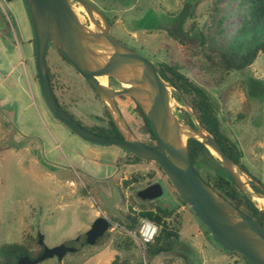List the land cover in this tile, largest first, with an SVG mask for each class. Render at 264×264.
Segmentation results:
<instances>
[{
  "label": "rangeland",
  "instance_id": "374dc122",
  "mask_svg": "<svg viewBox=\"0 0 264 264\" xmlns=\"http://www.w3.org/2000/svg\"><path fill=\"white\" fill-rule=\"evenodd\" d=\"M89 1L105 14L114 38L156 65L162 62L182 65L183 72L210 94L219 108L223 133L243 153V168L264 186V54L251 67L225 75L217 71L209 73L201 67L205 65L203 38L218 20L222 21L224 32L208 43L234 48L242 41L238 32L250 18L243 0ZM79 13L91 24L84 11ZM19 18V26L25 27ZM261 34L264 36V30ZM48 56L50 71L55 68L57 77L60 74L62 78L56 85V94L66 112L88 128L106 125L104 104L91 86L55 49ZM54 56L62 62L61 68L53 66ZM188 63L194 70L189 69ZM110 79L112 86L120 89V84ZM171 94L174 113L189 122V113L184 111L173 89ZM118 102L132 131L149 142L141 132L143 122L136 113L134 100L123 96ZM29 115L27 138L21 136V124L10 121L0 109L4 126L0 129V147L10 146L0 151V247L28 244L30 238L44 235L49 248L66 244L78 251L68 253L61 262L54 257L39 264H98L100 260L102 264L109 260L111 264H213L208 257H218L219 264H233L231 255L211 234L205 242V252L193 248L186 254L188 261L178 257L177 250L174 255L153 256L150 245L142 247L139 239L123 226L132 207L137 212L168 208L176 221L181 210L199 221L191 207L181 202L163 170L150 161L128 164L130 154L120 147L84 141L53 117L41 95L37 115L33 111ZM197 168L202 178L214 185L219 176L228 178L216 159L206 158L198 162ZM134 174L140 176V182L125 186L124 181ZM156 183L163 186V196L144 202L138 193ZM102 216L110 222L107 232L112 233L110 240L96 245L83 243L85 233ZM183 235H188V230ZM77 237L81 238L79 242L75 241ZM130 241L135 245L127 247ZM235 258L245 264L242 258Z\"/></svg>",
  "mask_w": 264,
  "mask_h": 264
},
{
  "label": "water",
  "instance_id": "95a60500",
  "mask_svg": "<svg viewBox=\"0 0 264 264\" xmlns=\"http://www.w3.org/2000/svg\"><path fill=\"white\" fill-rule=\"evenodd\" d=\"M36 42V70L44 100L52 114L77 136L92 144L117 146L144 161L156 163L166 174L178 195L186 202L218 244L228 252L241 254L249 264H264V226L258 220L264 213V186L255 180L241 164L232 160L221 144L207 132L197 114L183 101L194 126L174 113L171 89L159 73L156 64L113 38L105 14L89 0H25ZM84 11L91 24L78 10ZM55 49L67 58L79 75L97 92L109 112L121 137L101 136L74 120L61 106L52 87L47 57ZM113 78L120 84H102L99 77ZM130 96L150 121L157 147L149 146L132 131L116 98ZM201 142L231 177L239 190L258 209L255 217L247 215L196 171L190 157L188 140ZM259 190H257L254 186ZM164 194L161 184L150 185L138 193L146 201ZM110 222L97 218L86 232V243L98 244L109 231ZM38 242L44 251L32 260L21 257L17 264H39L57 257L61 262L74 246L62 244L53 248L45 245V236Z\"/></svg>",
  "mask_w": 264,
  "mask_h": 264
},
{
  "label": "trees",
  "instance_id": "16d2710c",
  "mask_svg": "<svg viewBox=\"0 0 264 264\" xmlns=\"http://www.w3.org/2000/svg\"><path fill=\"white\" fill-rule=\"evenodd\" d=\"M6 1L11 2L14 0ZM243 3L249 8L250 18L248 19L246 26L238 32L239 36L243 37L242 41L239 44L235 45L234 48H222L215 47L214 45L208 43L210 40L214 39L216 36L224 32L221 20H218L216 22V26L212 28V30L208 32L207 36L203 38L201 48L203 57L205 58V65H202L201 67L205 71L209 73L217 71L221 75L236 71H242L246 68L251 67L261 53L264 54V36L261 34V31L264 30V0H243ZM58 53L69 65L72 66V64L67 60V58H65L63 54H61L60 52ZM156 66L161 76L176 89V91H174V96L176 97V99L179 100L182 104L183 101L187 102L192 110L197 114L204 129L221 144L225 153L232 160H234L238 164H241L243 153L237 143H235L223 133L222 122L219 118V108L216 106L210 94L201 85L195 82L189 75L183 72L182 65L162 62L157 64ZM187 66L190 70H194L190 63H188ZM47 68L51 84L54 90H56V85L59 84V80H55V75L51 73L50 68L48 67V61ZM91 88L94 90L93 87ZM94 92L100 99L97 92L95 90ZM135 104L136 113L143 122L141 132L142 134L146 135L150 141L153 142L154 148H156L157 143L150 121L144 114L141 107L136 102ZM62 107L65 109L63 105ZM105 114L107 117L106 125H97L94 128H88L81 123L80 124L101 136L120 138L121 133L116 127L107 109H105ZM70 116L75 119L72 115ZM187 117L189 123L194 126L191 116L188 114ZM72 133L75 134L74 132ZM144 142L146 144H149L148 141ZM188 146L191 161L195 169L198 162L205 160L206 158L215 159L214 156H212L208 151V149L197 140L189 139ZM129 154V157L126 160L128 164L146 162L131 153ZM220 168L222 169L221 166ZM197 172L199 173V171ZM204 180L211 186H213V188H215V190H217L221 195L226 197L233 204L244 211L247 215L255 217L258 214L259 211L256 206L246 195H244L239 190V188L235 185L229 175L228 178L219 176L215 185L211 184L209 179ZM139 182L140 176L134 174L131 178L124 181V185L131 186L132 184ZM169 183L171 187L175 189L170 181ZM178 197L184 205L188 206V204L184 202L179 195ZM172 215L173 213L168 208H159L157 210L141 209L137 212L135 208L132 207L130 209V214L126 216L123 226L129 232H137L143 219H148L157 224L160 228L159 234L154 243L150 244V253L153 256H156L160 255L161 253L174 250L176 241L179 240V228L181 223L177 221L176 223L174 221H169ZM258 220L264 226V213L259 215ZM207 233L210 235L208 230ZM111 237L112 233L109 232V234H105L104 238L99 243H104V241L110 240ZM127 243L128 242H125V244ZM133 244L135 245V242L130 241L126 246L129 247ZM43 251L44 247L39 244L38 238H30L28 244L15 243L11 245H3L0 247V264H17L18 260L24 256H27L30 259L34 260L41 256ZM228 253L232 256L242 258L245 261V264H249L241 254L233 252Z\"/></svg>",
  "mask_w": 264,
  "mask_h": 264
},
{
  "label": "crops",
  "instance_id": "0c3cea01",
  "mask_svg": "<svg viewBox=\"0 0 264 264\" xmlns=\"http://www.w3.org/2000/svg\"><path fill=\"white\" fill-rule=\"evenodd\" d=\"M18 16L25 27L21 28L19 26ZM54 57L56 60L53 62V66L61 68L62 62L57 60L58 57ZM50 62L52 66L51 59ZM57 71L59 70L57 69ZM51 72L55 75V80L62 81L60 74L57 77L55 68L51 69ZM40 95L49 109L44 100L37 75L36 42L27 4L25 0H14L11 2L0 0V109L10 121L13 120L21 124L20 132L23 137H29L27 130L29 128L28 121L30 120L27 118L30 116L29 112L31 111L37 115L38 106H40ZM50 113L52 112L50 111ZM53 117L58 121L54 115ZM3 127V123L0 121V129L3 130ZM9 148V145L0 147V151ZM20 148L18 147V150ZM79 152L83 154L81 149H79ZM92 160L96 161L95 158H92ZM182 210L184 211V208ZM177 213H179L178 220H182H177V222L181 223L179 240L176 241L174 250L161 253L160 255H174L177 250L179 252L178 257L188 261L186 254L193 251V248L200 253L205 252V242L209 240L210 236L204 230L200 221L194 219L191 214L181 212V210ZM169 221L175 222L176 217L174 219L171 217ZM187 230L188 235H183L184 231ZM130 233L134 234L136 232ZM213 249L216 250V247H213ZM230 257L233 264H241L235 258L236 256L231 255ZM208 258L213 264H219L218 257ZM102 261L100 260L98 264H102ZM111 263L109 260L106 264Z\"/></svg>",
  "mask_w": 264,
  "mask_h": 264
},
{
  "label": "built area",
  "instance_id": "2783aa9c",
  "mask_svg": "<svg viewBox=\"0 0 264 264\" xmlns=\"http://www.w3.org/2000/svg\"><path fill=\"white\" fill-rule=\"evenodd\" d=\"M159 231L160 228L157 224L148 219H143L140 223L138 231L132 235L136 236L139 239L142 247H145L154 243L159 234Z\"/></svg>",
  "mask_w": 264,
  "mask_h": 264
},
{
  "label": "flooded vegetation",
  "instance_id": "af4514ba",
  "mask_svg": "<svg viewBox=\"0 0 264 264\" xmlns=\"http://www.w3.org/2000/svg\"><path fill=\"white\" fill-rule=\"evenodd\" d=\"M110 26L112 27V25L110 24ZM110 34H111V28H110ZM112 36V35H111ZM113 37V36H112ZM114 38V37H113ZM116 39V38H115ZM119 41V40H118ZM122 43V42H121ZM124 44V43H123ZM47 61H48V57H47ZM52 73V72H51ZM77 74H79L78 72H77ZM111 81H114V79L113 78H111L110 79ZM85 82H87L86 80H85ZM88 83V82H87ZM89 84V83H88ZM90 85V84H89ZM91 86V85H90ZM53 87V86H52ZM92 87V86H91ZM54 89V88H53ZM54 92H55V94H56V90H54ZM124 96H127V95H124ZM56 97H57V99L59 100V103L61 104V106L63 105L62 103H61V101H60V99H59V97L57 96V94H56ZM120 97H123V96H119V97H117L116 98V103H117V105L119 106V108H120V110H121V112H122V114H123V116L125 117V114L123 113V111H122V109H121V107H120V104H119V102H118V98H120ZM64 106V105H63ZM105 107V106H104ZM106 109V108H105ZM66 111V110H65ZM70 115V114H69ZM125 119H126V121H127V123H128V125H129V122H128V120H127V118L125 117ZM75 120V119H74ZM79 123V122H78ZM149 146H152V147H154V145H153V142L152 141H149V144H148ZM196 171H198V168H197V166H196ZM204 179V178H203ZM254 186V185H253ZM257 190H259L256 186H254ZM81 240V238L80 237H77L76 239H75V241L76 242H79ZM83 243H85L86 244V233H85V241L83 242ZM68 246H70V245H68Z\"/></svg>",
  "mask_w": 264,
  "mask_h": 264
},
{
  "label": "bare ground",
  "instance_id": "6f19581e",
  "mask_svg": "<svg viewBox=\"0 0 264 264\" xmlns=\"http://www.w3.org/2000/svg\"><path fill=\"white\" fill-rule=\"evenodd\" d=\"M79 11H81V8L78 9ZM84 17V16H83ZM102 84L104 85H107L108 84V78L106 76H102V77H99L98 79Z\"/></svg>",
  "mask_w": 264,
  "mask_h": 264
}]
</instances>
